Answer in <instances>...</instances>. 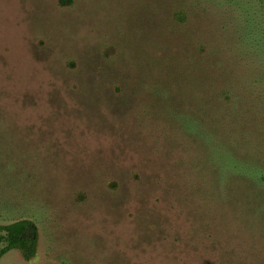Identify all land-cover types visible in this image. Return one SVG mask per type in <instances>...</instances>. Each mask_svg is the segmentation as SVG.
I'll use <instances>...</instances> for the list:
<instances>
[{"label":"rangeland","instance_id":"obj_1","mask_svg":"<svg viewBox=\"0 0 264 264\" xmlns=\"http://www.w3.org/2000/svg\"><path fill=\"white\" fill-rule=\"evenodd\" d=\"M171 62L220 126L206 147L152 98ZM20 219L36 253L0 264H264V0H0V224Z\"/></svg>","mask_w":264,"mask_h":264},{"label":"trees","instance_id":"obj_2","mask_svg":"<svg viewBox=\"0 0 264 264\" xmlns=\"http://www.w3.org/2000/svg\"><path fill=\"white\" fill-rule=\"evenodd\" d=\"M204 70L206 76V69ZM178 71L179 66L171 62L168 71L159 74L161 79L157 82L164 85L166 89L162 85H157L152 98L163 102L164 112L162 113L168 118L170 125L186 134L187 141L196 146L198 142L203 143L206 147L216 140L220 126L210 115H206V98H202L201 93L195 95V90L191 89L189 97L184 98L182 91L185 87L184 79ZM0 233L3 234L2 239L5 243L0 249V257L13 249L19 250L26 260L34 257L39 234L38 227L32 220L20 219L8 224H0Z\"/></svg>","mask_w":264,"mask_h":264}]
</instances>
